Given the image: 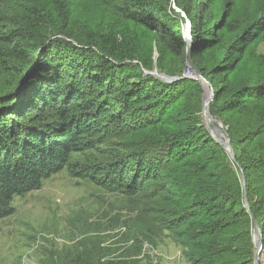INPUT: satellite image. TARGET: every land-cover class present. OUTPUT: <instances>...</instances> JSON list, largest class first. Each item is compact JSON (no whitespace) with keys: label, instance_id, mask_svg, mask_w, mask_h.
Here are the masks:
<instances>
[{"label":"trees","instance_id":"trees-1","mask_svg":"<svg viewBox=\"0 0 264 264\" xmlns=\"http://www.w3.org/2000/svg\"><path fill=\"white\" fill-rule=\"evenodd\" d=\"M190 1L174 0V4L191 22L195 55L217 43L223 21L202 29L204 18ZM167 2L173 0H99L108 15L155 35L161 52L176 60L171 70L161 67L178 76L175 80L145 72L147 62L136 61L118 26L93 28L84 20L78 24L79 15L70 12L64 0H50L46 7L33 3L17 26H4L0 20V219L15 213V197L39 190L65 169L76 178L124 192L155 189L156 181L172 173L189 185H180L164 198L169 207L159 211L170 217L164 220L166 228L186 235L191 255L203 264H254L252 219L240 192L227 194L205 164L190 173L180 171L188 159L222 147L202 122H193L202 119L203 90L198 80L182 73L186 18L174 7L166 8ZM246 45L236 39L234 52L208 74L212 82L222 83L214 102L231 94L222 104L211 103L212 115H249L239 144L260 133L264 125V79L231 89L234 62L240 60L232 58L243 56ZM32 65L30 81L13 92ZM226 125L231 128L229 122ZM135 134L143 139L135 149L132 144L130 152L115 149L120 139ZM252 167L263 171L264 157ZM254 182L263 187L264 172L255 174ZM177 193L180 199L175 198ZM260 199L264 201V196ZM251 212L257 218V210L251 207ZM99 264L126 262L119 257Z\"/></svg>","mask_w":264,"mask_h":264},{"label":"rangeland","instance_id":"rangeland-1","mask_svg":"<svg viewBox=\"0 0 264 264\" xmlns=\"http://www.w3.org/2000/svg\"><path fill=\"white\" fill-rule=\"evenodd\" d=\"M64 1L70 12L74 10L79 15L78 24L84 20L93 28L105 25L111 28L118 26L115 27L117 30H123L125 37L122 41L128 49L133 50L136 61L147 62L145 72L163 78L178 77L161 68L163 66L171 70L176 66V60L161 52V46L152 32L108 15L99 0ZM33 3L46 7L50 0H0V20H3L4 26H17L24 19L25 8L33 6ZM165 4L166 8L177 7L174 0ZM190 4L204 18L200 23L202 29L212 27L219 20L223 21V27L220 26L216 32L217 43L195 55L192 46L190 56L193 64L201 73L204 72L211 103L222 104L231 95L226 93L221 100L214 102L215 92L222 83L219 79L212 82L208 74L218 62L234 52L232 45L236 39L243 40L247 45L244 46L243 56L238 54L232 58L233 61L240 60L234 62L235 69L230 75L231 89L262 81L264 0H191ZM175 11L188 19L181 10L175 8ZM183 30L186 32V24ZM187 51L186 46L184 75L189 64ZM202 90V119L193 122H202L200 124H204L212 137L208 123L203 118V86ZM176 105L179 108L184 106L182 102ZM248 117L247 114L213 115L215 129L222 132L223 139L230 141L237 164L221 146L220 151L199 153L188 159L180 171L190 173L197 166L205 164L209 172H215L228 189L227 194L238 190L243 196L245 187L248 207L257 210V220L263 232L258 264H264V201L260 199L264 196V186L256 187L254 182L255 174L264 170L252 167L264 157V125L260 133L252 134L246 143L239 144L237 138ZM226 122L231 124V128ZM230 129L233 136H230ZM138 142H143L140 134L131 135L120 139V146L115 149L130 152V144L135 149ZM100 148L104 150L105 146ZM243 165L247 166L245 170ZM241 169L245 175V186L242 184ZM163 172L169 171L164 169ZM155 185V189V186L148 190L132 188L124 192L120 188L100 187L87 179L76 178L66 169L53 175L44 181L39 190L15 197L12 202L15 213L0 219V264H99L119 257L126 264H203L197 256L191 255L192 251L185 242L186 235L179 234V229L166 228L164 220L170 217L159 211L160 207L168 206V201L164 199L166 195L175 192L180 185L188 186L189 181L181 180L178 175L171 173V177L159 179ZM164 188L168 191H164ZM175 198L180 199L178 193ZM204 204L208 206L210 202L205 201ZM258 240L252 223L254 257ZM253 261L255 264V258Z\"/></svg>","mask_w":264,"mask_h":264},{"label":"water","instance_id":"water-1","mask_svg":"<svg viewBox=\"0 0 264 264\" xmlns=\"http://www.w3.org/2000/svg\"><path fill=\"white\" fill-rule=\"evenodd\" d=\"M175 8L178 11H180V9L178 7H175ZM186 27H187V30H186V32H184V30H183V36H184V39H185L186 44H187V47H188V51H187V53H188V59H189L188 60V63H189L188 65H190L193 68L195 74L198 76V81L202 84V86L204 88V97H203V99H204V110H203V118L208 123V127L210 129V132H212V138L216 141V143H218L219 145H221L222 147H224L229 152V154H230L233 162L235 164H237L235 152H234V149H233L232 145L230 144V141L228 139H223V136L221 138H218V137H215L214 136V129L216 127L214 125L213 115H212L211 110H210V104H211V101H212V97H211V94H210V92L208 91V88H207V84L208 83H207L206 79L204 78L203 74L200 72V70L190 60L191 50H192V46H193L192 45L193 44V41H192L191 23H190V20L189 19H186ZM33 69H34V65H32V66H30V67H28V68L25 69V71L23 72L22 76L19 77V79L17 80L16 84H14V86L12 87L13 88V92H15L16 90H18V87L19 86H21L22 88L26 86V84L31 79ZM184 76L185 77H189L187 75H184ZM164 78L166 80H175V79H178V77H170V76H167V77H164ZM189 78H191V77H189ZM241 173H242V184H243V186H245L246 180H245V175H244V172H243L242 169H241ZM243 203H244L245 208L249 212V214L251 216V219H252V223L255 226V230H256V232L259 235V240H258L257 243H255L256 250H255V257H254L255 258V264H258L259 263V254H260V251L262 249L263 232H262L261 226H260L257 218L252 214L251 210L248 207V203H247V193H246L245 187H244ZM254 241H255V236H254Z\"/></svg>","mask_w":264,"mask_h":264},{"label":"built area","instance_id":"built-area-1","mask_svg":"<svg viewBox=\"0 0 264 264\" xmlns=\"http://www.w3.org/2000/svg\"><path fill=\"white\" fill-rule=\"evenodd\" d=\"M185 74L189 77H191L192 79H196L198 80V76L195 74L193 68L190 65H187L186 69H185ZM181 264V263H179Z\"/></svg>","mask_w":264,"mask_h":264},{"label":"bare ground","instance_id":"bare-ground-1","mask_svg":"<svg viewBox=\"0 0 264 264\" xmlns=\"http://www.w3.org/2000/svg\"><path fill=\"white\" fill-rule=\"evenodd\" d=\"M214 136L218 137V138H221L222 137V132L219 131L218 129H214ZM256 236H257V238L259 237L257 232H256ZM256 241H257V239H256Z\"/></svg>","mask_w":264,"mask_h":264}]
</instances>
